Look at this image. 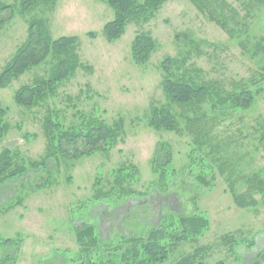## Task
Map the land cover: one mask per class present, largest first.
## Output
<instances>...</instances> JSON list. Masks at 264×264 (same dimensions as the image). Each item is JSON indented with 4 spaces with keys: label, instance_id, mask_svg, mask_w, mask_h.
I'll use <instances>...</instances> for the list:
<instances>
[{
    "label": "rangeland",
    "instance_id": "1",
    "mask_svg": "<svg viewBox=\"0 0 264 264\" xmlns=\"http://www.w3.org/2000/svg\"><path fill=\"white\" fill-rule=\"evenodd\" d=\"M222 1L235 12L229 26L236 22L247 26L248 51L238 45L246 38L229 39L188 0H168L149 21L128 24L112 43L105 40L102 29L113 19V12L95 0H56L27 12L21 11L20 0H0V5L9 6L0 12V71L26 41L28 25L34 21L51 39L77 37L80 62L53 96L30 109L15 104V92L48 78L54 64L51 55L0 88V109L5 110L3 120L8 125L0 139V153L3 149L16 152L26 164L44 159L46 119L65 128L75 125L76 112L94 115L109 125L123 121L122 136L107 152L76 161L46 160L44 170L30 171L0 187V240L17 244L0 247V257L4 252L12 254L13 264H97L95 255L78 259L75 229L82 224L95 228L105 248L130 235L144 237L171 218L192 216L195 207L208 227L195 240L171 249L163 264H189L194 259L202 264H264V197L255 196L259 202L255 210L239 209L218 173L211 186L197 185L184 175L189 139L154 130L146 119L151 106L166 104L160 67L166 57L188 54V68L201 70L204 80L217 81L226 90L240 80L264 77V53L252 55L253 45L264 38V0ZM141 32L150 33L157 46L148 64L138 67L131 61L130 44ZM260 83L262 93L253 104L246 110H231L215 135L230 146L232 163L242 164L241 175L264 179V148L258 140L264 131V79ZM159 142L170 145L176 172L166 179L165 196L153 189L157 178L150 165ZM126 165H133L135 171L117 186L114 172ZM237 190L242 192L244 185L240 183ZM116 191L130 192L131 197L116 200ZM98 193L113 197L97 200Z\"/></svg>",
    "mask_w": 264,
    "mask_h": 264
},
{
    "label": "trees",
    "instance_id": "2",
    "mask_svg": "<svg viewBox=\"0 0 264 264\" xmlns=\"http://www.w3.org/2000/svg\"><path fill=\"white\" fill-rule=\"evenodd\" d=\"M106 5L113 12V19L107 22L102 34L107 42L119 40L131 22L143 23L154 17L157 10L168 0H95ZM194 8L210 22L217 25L228 35L229 39L238 40L242 50H247L249 43L245 25H239L237 32L232 28L231 15H235L222 0H188ZM56 0H20L22 12H27L39 4H53ZM9 8L0 5V12ZM1 14V13H0ZM241 27L242 29H240ZM89 37L94 34L89 33ZM187 36V35H186ZM176 36V38L186 37ZM191 45H194L191 43ZM156 42L148 32L138 33L130 44V58L134 65L143 67L148 64ZM78 39L75 36L51 39L40 22L29 23L26 41L17 49L13 57L0 71V88H4L14 78L24 74L30 68L44 62L50 55L54 61L50 74L45 80L35 81L33 84L19 88L14 95V102L23 108H33L42 100L53 96L54 89L69 80L76 72L80 62L77 55ZM253 56L264 53V38H260L253 47ZM248 51V50H247ZM188 55V54H187ZM184 58H164L160 64L163 71L161 89L166 104L151 106L147 113V125L157 131L176 134L189 139L190 150L188 165L184 167V175L192 177L200 186H211L214 174L223 177L228 193L234 205L239 209H253L258 206L255 196L264 197V179L258 175H241L239 167L233 164L229 157L230 146L216 139L215 130L224 122L230 111L234 109H248L261 93L260 80H240L226 90L217 81H207L201 77V70L188 68V56ZM178 109V112L175 109ZM5 110L0 109V139L8 132V125L4 122ZM75 125L65 128L61 123L46 119L47 130L46 157L39 162L26 164L13 151L3 149L0 153V187L24 177L30 171L44 170L46 160L54 161L57 157L76 161L90 157L96 153H105L115 145L123 134V121L118 119L109 125L105 121L81 112H76ZM264 148V131L258 138ZM223 159V160H222ZM173 153L170 145L159 142L155 147L151 159V170L156 180L153 189L158 195L165 196L169 188L167 177L176 176L171 167ZM133 165L120 167L115 175L117 186L125 182V177L134 173ZM242 183L244 190L238 192L237 186ZM44 187V184H42ZM116 200L121 197H131V193L116 191ZM141 196H144L141 194ZM112 195H96L97 200L110 199ZM195 205V200H192ZM196 214L189 217L169 219L151 228L143 236L130 235L126 240L117 242L104 248L103 241L92 225L82 224L75 229V241L78 247V259H88L95 255L97 264H163L169 258L171 249L175 246L195 240L208 227V221L202 217L197 208ZM167 243V244H166ZM17 244L6 239L0 247L13 248ZM198 251V250H197ZM199 252V251H198ZM194 256H191V258ZM197 257V255H196ZM194 259V258H193ZM15 256L4 252L0 257V264H13ZM188 261L189 264H202ZM87 264H93L88 261Z\"/></svg>",
    "mask_w": 264,
    "mask_h": 264
}]
</instances>
